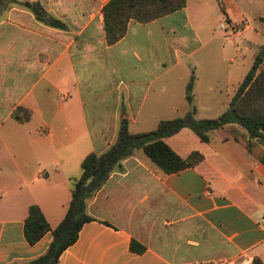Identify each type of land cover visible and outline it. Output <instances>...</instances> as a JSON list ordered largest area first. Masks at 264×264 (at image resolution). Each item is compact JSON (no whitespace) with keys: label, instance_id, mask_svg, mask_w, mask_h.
<instances>
[{"label":"crops","instance_id":"1","mask_svg":"<svg viewBox=\"0 0 264 264\" xmlns=\"http://www.w3.org/2000/svg\"><path fill=\"white\" fill-rule=\"evenodd\" d=\"M110 1L0 0V264L46 253L52 233L35 245L25 238L29 208L39 206L56 228L84 159L105 153L122 121L140 134L191 105L197 119L220 116L244 80L214 79L204 65L211 22L221 19L217 0H187L150 23L131 21L114 45L103 14ZM33 4L65 28L39 20ZM20 109L28 121L16 119ZM233 129L209 142L190 129L168 138L182 158L204 157L178 174L136 151L91 200L95 220L58 264H264V165L234 141ZM133 241L145 251L133 252Z\"/></svg>","mask_w":264,"mask_h":264},{"label":"trees","instance_id":"2","mask_svg":"<svg viewBox=\"0 0 264 264\" xmlns=\"http://www.w3.org/2000/svg\"><path fill=\"white\" fill-rule=\"evenodd\" d=\"M31 7L37 18L48 26L65 28L62 22L51 17L38 4ZM185 7L187 0H111L103 9L107 42L114 45L122 40L131 21L147 24ZM195 79L193 72L189 88H192ZM22 112L26 115L21 116ZM196 114V108L191 105L184 117L161 121L155 130L140 134H132L129 123L122 121L115 143L105 153H91L84 159L83 174L80 179L73 181L65 217L56 228L51 227L39 206L29 208L24 227L27 242L35 245L48 233H52L53 240L45 254L23 264H58L63 253L77 242L83 226L95 220L87 211L91 200L136 151L142 150L167 175L197 167L204 159L202 154L192 152L184 159L166 142L183 129H190L201 141L209 142L212 133L233 126L235 129L231 135L234 141L244 146L249 154L264 165V58L261 53L254 59L224 113L218 118L206 120H198ZM16 119L26 122L30 119V112L20 109ZM131 249L138 254L145 251L136 241L132 242Z\"/></svg>","mask_w":264,"mask_h":264},{"label":"rangeland","instance_id":"3","mask_svg":"<svg viewBox=\"0 0 264 264\" xmlns=\"http://www.w3.org/2000/svg\"><path fill=\"white\" fill-rule=\"evenodd\" d=\"M214 7V13H220L221 19L211 22V37L200 52L204 65L214 79L230 74L241 82L264 49V19H260L264 18V0H217ZM228 16L240 26V34H234L229 28L221 29L222 24L228 27ZM217 117L215 112H206L203 119L198 120Z\"/></svg>","mask_w":264,"mask_h":264},{"label":"built area","instance_id":"4","mask_svg":"<svg viewBox=\"0 0 264 264\" xmlns=\"http://www.w3.org/2000/svg\"><path fill=\"white\" fill-rule=\"evenodd\" d=\"M228 28L231 29L234 34H238L240 26L238 24H236L235 22H230L228 24V27L226 25H224V24L221 25V29L222 30H226L227 31Z\"/></svg>","mask_w":264,"mask_h":264},{"label":"water","instance_id":"5","mask_svg":"<svg viewBox=\"0 0 264 264\" xmlns=\"http://www.w3.org/2000/svg\"><path fill=\"white\" fill-rule=\"evenodd\" d=\"M261 56L264 57V49H263V51L261 52Z\"/></svg>","mask_w":264,"mask_h":264}]
</instances>
